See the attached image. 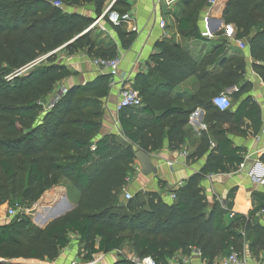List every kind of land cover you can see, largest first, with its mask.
Masks as SVG:
<instances>
[{
    "label": "trees",
    "instance_id": "1",
    "mask_svg": "<svg viewBox=\"0 0 264 264\" xmlns=\"http://www.w3.org/2000/svg\"><path fill=\"white\" fill-rule=\"evenodd\" d=\"M129 1L0 0V43L9 36L19 38L6 53L0 52V207L35 204L63 181L71 184L77 198L71 212L43 230L23 212L1 224L0 260L52 262L68 246L70 235L83 244L85 262L98 254L121 251L127 240L135 258L150 257L156 264H169L177 253L188 254L190 247L200 249L208 264L217 256L226 258L231 249L241 252L244 244L264 250V227L258 220L264 201L247 217L229 219L228 209L216 203L209 214L205 212L207 202L200 181L211 175H230L244 164L245 151L233 147L224 130L201 137L191 158L206 157V163L200 173L172 192L171 204L149 192H138L123 203L118 200L133 174L136 152L132 146L151 153L161 151L165 141L170 151L183 143V129L196 106L187 107L170 96L176 85L197 74L196 66L189 65L192 62L178 48L166 46L152 57L155 67L135 78L132 90L137 92L141 107L118 113L127 143L113 136L95 141L101 129L103 101L110 92L107 75L65 89L45 110L56 85L70 77L67 67L55 63V51L69 57L85 53L91 61L118 56L115 45L106 44L96 29L86 31L93 19L68 9L93 5L99 18L110 5L102 18L108 22L111 13L124 14ZM178 1L187 9L198 4L178 26L184 38H198V9L207 0ZM54 2L63 8L54 7ZM222 19L225 25L234 26L236 40L247 41L251 58L264 62V0H229ZM112 29L121 49L127 50L136 35L125 31L122 24ZM253 69L264 82V67ZM244 72L245 63L237 58L225 64L217 81L223 78L236 83ZM200 79L210 84L206 74ZM207 90L209 87L200 95L209 98ZM237 93L235 100L241 92ZM244 119L255 131L259 129V108L250 98L240 102L233 114L237 124ZM259 161L264 165V153ZM115 264L133 263L121 257Z\"/></svg>",
    "mask_w": 264,
    "mask_h": 264
},
{
    "label": "crops",
    "instance_id": "2",
    "mask_svg": "<svg viewBox=\"0 0 264 264\" xmlns=\"http://www.w3.org/2000/svg\"><path fill=\"white\" fill-rule=\"evenodd\" d=\"M228 2L229 0H215V3L210 5L207 0L198 9L196 23L198 38H184L178 30L179 22L189 10H195L198 4L195 3L193 6L191 4L190 9H187V6L179 3L178 0H172L170 5L167 4V0H130L128 9L122 14L128 15L129 21L123 23L122 28L134 33L136 37L127 50L121 49L112 26L102 20L110 5L105 6L103 15L99 18L95 17L93 5H82V8L77 11L74 10L75 8L68 9L70 13L93 19L91 29H96L106 44L115 45L117 58L120 59L117 79L119 87L122 85L132 88L137 76L147 75L148 70L155 67L152 57L159 55L166 46L178 48L192 62L189 65L196 66L197 75L190 76L176 85L170 96L187 107L196 106L188 124L183 129L182 145L178 150L170 151L165 141L161 151L148 153L152 164L157 169L156 176H142L135 162L134 175L127 182L122 193H129L133 196L138 192L156 193L165 203L171 204L172 192L176 190V186L184 184L192 176L200 173L206 163V157L191 158L201 144V137L203 135L208 137L212 132L224 130L233 147L245 151L244 165L246 160H254L256 165L250 167V170L245 166L243 169L239 167L235 173L230 175H211L203 178L199 187L207 202L205 212L209 214L216 203L221 208L228 209L227 214L232 212L235 215L247 217L260 206V202L264 201V165L259 161L264 153V135L261 134L264 127V82L253 69L254 66L264 67V62H256L251 58L246 40H240L245 45L244 50L237 47L238 40L235 39L234 26L225 25L222 19ZM160 22L164 24L163 28H160ZM202 33H207L208 37H202ZM219 48L222 50L220 55H217ZM237 58L243 59L245 63V72L241 81L229 84L221 78L218 82L217 78L222 73L225 64ZM63 60H65L64 66L74 75L59 84H66L61 87L62 89L84 86L103 75L92 66L91 60L85 53H78L66 59L63 58ZM208 62H210L209 65L202 68L203 64ZM200 68L203 70L201 71ZM205 74L209 85L200 79ZM207 87H209L207 90L209 98L200 95V92L206 91ZM118 89V87L111 89L108 98L103 101L101 129L95 141L106 136H113L120 143L126 142L122 138L118 114L115 112ZM238 90L241 93L237 96L238 100H235L234 96L239 93H237ZM220 94H227L231 99L232 106L228 111L219 112L212 108L211 100ZM247 98H250L252 103L259 108L261 125L257 131L245 119L238 124L233 120L236 108ZM207 103L209 105H206ZM132 148L135 152L140 150L137 146H132ZM61 201L62 199H59V203ZM7 209V204L0 207V225L10 220L6 217ZM258 220L259 224L264 227V214L259 215ZM116 253L119 252L98 254L92 257L91 262H85L83 244L76 235H70L68 246L52 262L0 260V264H115L120 259ZM238 253L247 264H264V250L249 248L248 244H244L242 251ZM184 258L185 254L179 252L169 261V264L180 262ZM219 259L221 261L224 258L219 256Z\"/></svg>",
    "mask_w": 264,
    "mask_h": 264
},
{
    "label": "built area",
    "instance_id": "3",
    "mask_svg": "<svg viewBox=\"0 0 264 264\" xmlns=\"http://www.w3.org/2000/svg\"><path fill=\"white\" fill-rule=\"evenodd\" d=\"M172 3V0H167V4L170 5ZM210 5H213L215 3V0H209ZM54 7L57 8H63V5L59 2H54L53 3ZM129 21V16L128 15H119L118 13H111L108 17V23L111 26L117 27L120 26L123 23H127ZM160 28L164 27V24L160 22L159 24ZM91 27L86 30L89 31ZM85 31V32H86ZM202 37L206 38L208 37L207 33H202ZM237 47L240 50L245 49V45L243 44L242 41L238 40L237 41ZM91 64L94 68L99 70V72L103 75H107L109 77V88L110 90L113 88H119L118 89V101L115 106V112L118 114L122 109L124 108H139L141 107V100L134 90H132L131 87L129 86H122L117 82L118 79V71H119V65H120V59L115 58L112 60H104V59H96L91 61ZM236 91V90H234ZM61 94L65 93V89H62L60 91ZM58 97L53 100L51 103L56 102ZM211 105L213 108H215L219 112H225L228 111L231 106V99L227 94H220L216 97H214L211 100ZM261 134L264 135V127L262 128ZM244 164L240 165V169L244 168ZM182 184H178L176 186V189L181 187ZM124 202L129 201L132 199L133 195L129 193H124ZM172 200L174 199V195H172ZM20 212V208L17 206L8 208L6 211V217L8 219H11L15 217L18 213ZM264 211L260 213V215H263ZM235 216L234 213H229V219H233ZM131 262L133 264H156L154 260H152L150 257H145L143 259H138L135 258L134 256L131 258ZM196 263V264H208V262L203 258V254L200 249L190 247L188 254L185 255V258L182 259L180 262H174V264H191V263ZM219 264H247L246 260L243 259L240 254L235 251L234 249L230 250L229 255L224 258L223 260L220 261Z\"/></svg>",
    "mask_w": 264,
    "mask_h": 264
},
{
    "label": "rangeland",
    "instance_id": "4",
    "mask_svg": "<svg viewBox=\"0 0 264 264\" xmlns=\"http://www.w3.org/2000/svg\"><path fill=\"white\" fill-rule=\"evenodd\" d=\"M82 8V6L75 8L74 10H80ZM72 9V8H69ZM80 12V11H79ZM95 36V35H94ZM19 38L18 37H6L4 38V42L0 43V52L1 53H6L9 48H10V44H13L14 42L18 41ZM54 53H56V60L55 63L57 64H63V62L65 63V60H63V58H68L69 56H66L64 53H60L59 51H55ZM43 61V58L40 59V62ZM30 69V68H29ZM74 74L70 73V77L73 76ZM66 86V84H61V85H56L54 92L52 93V95L49 97L48 99V104L45 105V110L48 111L49 107L48 105H50V103L55 100L57 97H59V93L62 90L61 87ZM61 88V89H60ZM134 174H132L133 177ZM49 193V194H47ZM47 194L45 197L44 195ZM55 196V197H54ZM124 192L120 193L118 200L123 203L124 202ZM52 197V198H51ZM54 197V198H53ZM43 199V200H42ZM59 199H62L66 202L68 207H72L74 208V205L77 202V198H76V193L73 191V189H71V184L68 181H63L61 186H56L48 191H46L43 196L39 199L38 203L35 204H23L20 207V212H23L25 216H27L28 218H30L32 224L36 226V222L38 221L37 215H42L43 211H42V207H57L59 204ZM247 246V245H246ZM119 253H116V255L121 258V257H126L127 259L131 260V258L134 256L131 246H130V241L127 240V242L125 243L124 247L122 248L121 251H118ZM219 256L214 258V262L213 264H219Z\"/></svg>",
    "mask_w": 264,
    "mask_h": 264
},
{
    "label": "water",
    "instance_id": "5",
    "mask_svg": "<svg viewBox=\"0 0 264 264\" xmlns=\"http://www.w3.org/2000/svg\"><path fill=\"white\" fill-rule=\"evenodd\" d=\"M109 10V9H108ZM107 10V11H108ZM134 160L137 163L140 174L144 177H148L150 175L156 176L157 169L152 164L151 158L148 153L144 151H137L134 155ZM256 165V161L254 160H246L245 167L250 170V167ZM38 203V202H37ZM57 207H42L43 214L37 215L38 221L35 223L38 229H45L52 222L61 219L66 214L71 212L73 208L70 206L66 208L67 204L64 200H62ZM11 264V263H10Z\"/></svg>",
    "mask_w": 264,
    "mask_h": 264
}]
</instances>
